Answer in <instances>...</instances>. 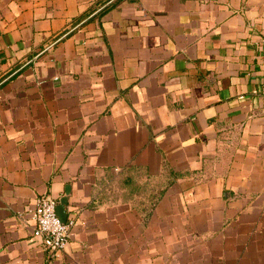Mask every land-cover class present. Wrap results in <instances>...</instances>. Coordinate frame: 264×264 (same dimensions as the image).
I'll return each mask as SVG.
<instances>
[{
	"label": "crops",
	"instance_id": "0c3cea01",
	"mask_svg": "<svg viewBox=\"0 0 264 264\" xmlns=\"http://www.w3.org/2000/svg\"><path fill=\"white\" fill-rule=\"evenodd\" d=\"M42 263L264 264V0H0V264Z\"/></svg>",
	"mask_w": 264,
	"mask_h": 264
},
{
	"label": "built area",
	"instance_id": "2783aa9c",
	"mask_svg": "<svg viewBox=\"0 0 264 264\" xmlns=\"http://www.w3.org/2000/svg\"><path fill=\"white\" fill-rule=\"evenodd\" d=\"M58 201L49 195L37 197L35 207L30 210L36 222L34 236L40 238L51 259L60 258L68 246L77 217L72 215L62 221L58 214ZM44 264V263H42Z\"/></svg>",
	"mask_w": 264,
	"mask_h": 264
},
{
	"label": "water",
	"instance_id": "95a60500",
	"mask_svg": "<svg viewBox=\"0 0 264 264\" xmlns=\"http://www.w3.org/2000/svg\"><path fill=\"white\" fill-rule=\"evenodd\" d=\"M68 203V199L67 197H64L61 199V201L58 203V214L60 216V218L62 219V221H66L67 217H68V212H67V205Z\"/></svg>",
	"mask_w": 264,
	"mask_h": 264
}]
</instances>
